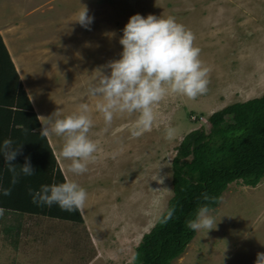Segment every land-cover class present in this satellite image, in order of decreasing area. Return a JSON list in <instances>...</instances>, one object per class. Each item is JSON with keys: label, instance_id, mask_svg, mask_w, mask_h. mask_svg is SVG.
I'll use <instances>...</instances> for the list:
<instances>
[{"label": "rangeland", "instance_id": "1", "mask_svg": "<svg viewBox=\"0 0 264 264\" xmlns=\"http://www.w3.org/2000/svg\"><path fill=\"white\" fill-rule=\"evenodd\" d=\"M83 5L88 28L73 20ZM133 13L174 17L208 68L204 94L166 93L150 129L135 137L136 113H115L106 126L94 110L99 97L86 91L96 68L107 73L102 66L118 57L119 30ZM0 35L40 120L88 103L97 144L95 160L76 176L59 155L63 138L46 135L65 179L87 193L83 221L0 212V264L128 263L172 194L170 160L182 135L212 111L264 92V0H0ZM211 214L216 227L195 231L170 264H253L264 252V177L255 186L228 183ZM13 223L19 227L4 232Z\"/></svg>", "mask_w": 264, "mask_h": 264}, {"label": "trees", "instance_id": "2", "mask_svg": "<svg viewBox=\"0 0 264 264\" xmlns=\"http://www.w3.org/2000/svg\"><path fill=\"white\" fill-rule=\"evenodd\" d=\"M198 117L193 119L198 122ZM39 129L40 122L0 35V139L10 137L21 143V152L13 162L21 164L27 156L35 170L31 176H19L7 196L0 195V212L82 222L80 210L69 213L55 204L37 206L26 191L28 186L35 189L42 183L66 180ZM2 162L0 158V185L9 187V173ZM170 170L172 194L135 245L133 264H170L195 233L186 228L185 222L198 205L213 209L228 183L240 180L255 186L264 177V92L212 111L204 122L185 132L175 146ZM202 192L208 194V201L199 199ZM168 208L173 209L172 217L161 222ZM17 227L18 223L8 224L3 230Z\"/></svg>", "mask_w": 264, "mask_h": 264}, {"label": "clouds", "instance_id": "3", "mask_svg": "<svg viewBox=\"0 0 264 264\" xmlns=\"http://www.w3.org/2000/svg\"><path fill=\"white\" fill-rule=\"evenodd\" d=\"M73 20L88 28L92 16L83 5ZM119 31L118 57L102 66L107 67V73L101 67L96 68L95 75L87 82L86 91L90 96L99 97L94 110L102 116L106 126L111 124L115 113H136L129 129L135 137L150 129L154 119L152 108L166 93L188 98L204 94L208 68L200 59V49L193 43L192 32L174 17L133 13ZM106 35L111 37L115 32L108 31ZM90 113L88 103L81 101L67 114L53 110L42 116L43 120L38 119L40 135L54 134L63 138L59 155L68 161L67 171L76 176L85 173L89 163L95 160L97 144L89 135L93 127ZM20 152L21 143L10 137L0 139V158L3 169L9 173V187L0 185V195L7 196L19 176H31L35 172L27 156L21 164L13 162ZM26 191L37 206L55 204L69 213L81 209L87 197L85 189L74 179L42 183L35 189L28 186ZM199 199L208 201L210 197L202 192ZM172 212L173 209H166L161 222L170 219ZM217 221L209 206L200 204L185 226L193 231L203 230L206 235L207 230L216 227ZM135 259V253H132L128 264H133ZM253 264H264V252L255 254Z\"/></svg>", "mask_w": 264, "mask_h": 264}, {"label": "crops", "instance_id": "4", "mask_svg": "<svg viewBox=\"0 0 264 264\" xmlns=\"http://www.w3.org/2000/svg\"><path fill=\"white\" fill-rule=\"evenodd\" d=\"M1 37H2V35H1ZM3 39H4V38L2 37V40H3ZM4 41H5V40H3V42H4ZM4 44H5V46H6L7 50H8V53H9V55H10V58H11L13 64H14L15 70H16V72H17V74H18V69H17V66H16V62H17V64H18L19 61H18V59H16V58L14 57V58L16 59V62H15V59L11 56L10 51H9V49H8V47H7V45H6L5 42H4ZM18 65H19V64H18ZM18 77H19V74H18ZM19 79H20V77H19ZM20 81H21V79H20ZM21 83H22V82H21ZM22 87H23V85H22ZM23 88H24V90H25V92H26V94H27V96H28V99H29V101H30L32 107H33V103H32V101H31V99H30L29 94H28L27 91H26V88H25V87H23ZM33 110L35 111L37 118L40 120L39 115H38V113L36 112V109H34V107H33ZM40 127H41V125H40ZM45 136H46V135H45ZM46 138H47V136H46ZM47 141H48V138H47ZM48 143H49V141H48ZM49 145H50V143H49ZM50 146H51V145H50ZM52 151H53V150H52Z\"/></svg>", "mask_w": 264, "mask_h": 264}]
</instances>
